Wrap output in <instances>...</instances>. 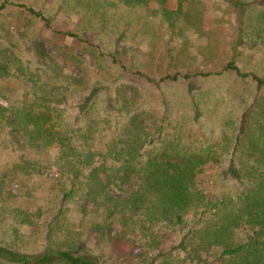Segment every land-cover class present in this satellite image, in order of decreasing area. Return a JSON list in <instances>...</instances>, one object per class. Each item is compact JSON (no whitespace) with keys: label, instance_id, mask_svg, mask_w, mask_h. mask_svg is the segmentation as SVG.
<instances>
[{"label":"trees","instance_id":"16d2710c","mask_svg":"<svg viewBox=\"0 0 264 264\" xmlns=\"http://www.w3.org/2000/svg\"><path fill=\"white\" fill-rule=\"evenodd\" d=\"M48 1L31 3L43 6ZM52 1L56 12H74L70 0ZM119 1L145 9L153 1L170 26L190 15L188 0H176L174 10L167 9L169 0ZM225 3L235 12L241 35L231 60L219 72L177 70L159 79L146 77L147 83L159 90L167 83L233 74L250 82L255 93H264V70L243 71L235 59L242 47L258 52L264 65V0ZM7 7L25 11L56 38L82 43L90 37L79 28H59L60 20L25 0H4L0 11ZM256 8L263 28L248 23L247 14ZM123 36L114 40L113 50L98 52L120 77L129 74V60L118 44ZM34 53L52 70L50 78L37 68L19 66L15 71L20 73L22 95L5 98L7 105L0 106V216L4 213L7 219L10 207L3 202L12 198L31 205L35 189L47 185L43 177L46 180L51 169L58 172L54 186L49 185L53 209L43 215L40 206L13 212L20 229L32 228L35 245L25 248L17 244V236H0V264H264V132L258 140L263 165L245 171L236 162L247 135L244 120L225 151L213 144L192 151L181 146L177 133L168 131L169 104L160 94L155 126L147 127L145 112L136 107L123 124H116L118 133L104 131L112 129L114 108L104 94L111 86L103 88L95 78L87 86V73L59 81L62 74L36 43ZM73 56L81 65L82 57ZM7 67L0 63V73L7 74ZM19 86L2 85L0 90L17 94ZM103 95L105 107L93 111ZM200 116L194 104L192 120L197 124ZM130 244L142 251L139 259L125 256Z\"/></svg>","mask_w":264,"mask_h":264},{"label":"rangeland","instance_id":"374dc122","mask_svg":"<svg viewBox=\"0 0 264 264\" xmlns=\"http://www.w3.org/2000/svg\"><path fill=\"white\" fill-rule=\"evenodd\" d=\"M3 1L0 0V4ZM31 1L25 0V3L60 20L57 22L59 28H79L89 32L90 37L82 43L56 38L25 11L7 7L0 11V63L7 64L8 73H0V86H19L20 73L15 69L21 65L23 68H37L50 78L52 70L34 53L36 43L47 55V60L55 64L56 71L62 74L59 78H63L59 81L77 80L83 73H87V77H91L86 82L87 86L94 78L102 82L103 88L111 86L104 94L109 97V103L114 108V113H111L112 129L108 127L104 131L118 133L119 127L114 129L116 124H123L127 114L136 107L142 108L146 126L152 127V122L158 123L157 106L160 100L156 101V95L159 98L160 94V98L169 104L170 114L166 127L168 131L180 136L181 146L194 151L213 144L217 149L223 147L220 151H225L244 120L247 135L243 137L236 162L244 166L245 171L250 166L263 165L260 163V149L263 146L258 140L259 136L263 138L264 132V93H255L250 82L233 74L214 75L192 83H167L158 90L145 80L146 77L159 79L177 70L189 73L219 72L231 60L236 40L241 37L237 16L225 0H188L185 9L190 10V15L173 21L172 26L153 1L145 9L143 6L131 7L119 0H70L68 6L74 10L73 13L56 12L52 0L43 6H40L43 0L38 4H32ZM176 5V0H169L167 9L174 10ZM261 16L260 9L252 10L247 14L248 23L263 28L260 24L263 23L260 21ZM256 31L251 33L252 37H255ZM121 33L124 36L118 44L129 60V74L120 77L113 65L98 58V52L113 50V42L117 41ZM257 53L239 47L235 53L239 54L235 55L239 68L261 73L264 65ZM72 55L82 57V64H76ZM54 81H57L56 78L51 82ZM75 87L78 89L79 85ZM122 88L124 90L121 91ZM21 92L20 86L17 94L0 90V106L7 105L5 98L15 100L22 95ZM103 99L104 95L95 104L93 111L102 110ZM194 104L198 113H201L197 124L192 120ZM57 173L54 169L46 172V180L43 177V181L47 185L42 186L43 189H35L37 194L33 195L31 205L24 206L15 198L3 202L10 209L7 210V219L4 213L0 216V236L6 234V237L11 236L12 239L17 236V244L25 248L35 245L34 235L30 233L32 228L23 225L20 229L19 223L13 220V212L35 211L40 206L42 210L39 214L50 213L53 209L50 201L53 187L50 189L49 185L54 186ZM124 252L126 257L133 260L139 259L142 251L130 244Z\"/></svg>","mask_w":264,"mask_h":264}]
</instances>
